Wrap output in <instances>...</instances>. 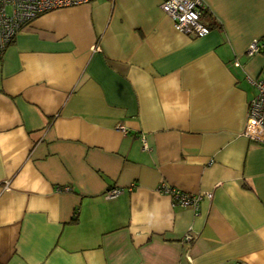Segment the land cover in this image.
<instances>
[{
  "label": "crops",
  "instance_id": "obj_1",
  "mask_svg": "<svg viewBox=\"0 0 264 264\" xmlns=\"http://www.w3.org/2000/svg\"><path fill=\"white\" fill-rule=\"evenodd\" d=\"M162 1L50 9L6 46L0 264H264V141L244 134L264 0H201V37Z\"/></svg>",
  "mask_w": 264,
  "mask_h": 264
},
{
  "label": "built area",
  "instance_id": "obj_2",
  "mask_svg": "<svg viewBox=\"0 0 264 264\" xmlns=\"http://www.w3.org/2000/svg\"><path fill=\"white\" fill-rule=\"evenodd\" d=\"M84 1L87 0H0V61L6 46L26 22L44 11ZM160 8L172 20L176 31L194 37L204 36L210 31V26L200 19L201 10L204 8L201 0H163ZM262 46L264 45L255 39L249 43L246 54L252 55ZM234 64L239 63L234 61ZM253 84L256 87V94L248 104L244 134L251 139L264 141V68ZM160 189L170 194L174 203L190 206L194 210H197L203 196L211 197L210 192L188 194L164 185H161ZM121 191L122 188L113 186L104 194L107 198H113ZM194 239L195 235L189 230L183 236L184 243L190 244Z\"/></svg>",
  "mask_w": 264,
  "mask_h": 264
}]
</instances>
